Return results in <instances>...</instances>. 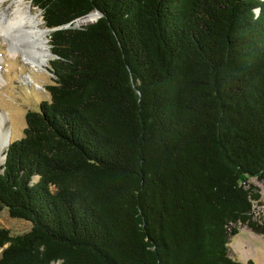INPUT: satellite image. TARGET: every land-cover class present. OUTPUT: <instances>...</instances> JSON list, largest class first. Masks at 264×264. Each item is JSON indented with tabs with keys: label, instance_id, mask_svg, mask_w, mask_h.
Segmentation results:
<instances>
[{
	"label": "trees",
	"instance_id": "trees-1",
	"mask_svg": "<svg viewBox=\"0 0 264 264\" xmlns=\"http://www.w3.org/2000/svg\"><path fill=\"white\" fill-rule=\"evenodd\" d=\"M30 2L59 28L0 164V212L31 224L0 227V264H253L228 243L264 236V0Z\"/></svg>",
	"mask_w": 264,
	"mask_h": 264
},
{
	"label": "rangeland",
	"instance_id": "rangeland-1",
	"mask_svg": "<svg viewBox=\"0 0 264 264\" xmlns=\"http://www.w3.org/2000/svg\"><path fill=\"white\" fill-rule=\"evenodd\" d=\"M17 1L19 0H4L0 10L10 9ZM21 1L30 4L33 13L41 14V11L33 6L30 0ZM76 23V26H82L88 22L81 24L76 21ZM42 26L45 27L44 21ZM0 56L2 57L0 60V112L4 114L3 126L9 134L8 143L10 144L23 136L26 113L29 110H37L40 101L49 99V93L45 87L51 83L52 75L48 69L49 62L41 67L30 68L23 63L20 57H11L8 44L2 38H0ZM53 58L54 56L51 54L50 60ZM7 146L3 149V153L7 150ZM248 181L257 186L261 194L259 201L253 204V218L263 221L264 184L256 178H250ZM30 226L28 221L10 217L6 209L0 212V227L7 228L13 234L23 233ZM237 228L238 233L229 239L230 256L241 262L252 260L253 264H264V236L251 231L246 225L240 223L237 224ZM1 250L2 248H0V253Z\"/></svg>",
	"mask_w": 264,
	"mask_h": 264
},
{
	"label": "bare ground",
	"instance_id": "bare-ground-1",
	"mask_svg": "<svg viewBox=\"0 0 264 264\" xmlns=\"http://www.w3.org/2000/svg\"><path fill=\"white\" fill-rule=\"evenodd\" d=\"M4 0H0V6ZM94 15L79 18L77 22L89 23ZM40 13H33L30 4L19 0L7 10H0V38L8 44L11 57H20L28 67H41L51 57L48 43L49 30L42 26ZM2 57L0 56V60ZM4 114L0 112V164L3 149L9 144V134L4 128Z\"/></svg>",
	"mask_w": 264,
	"mask_h": 264
},
{
	"label": "water",
	"instance_id": "water-1",
	"mask_svg": "<svg viewBox=\"0 0 264 264\" xmlns=\"http://www.w3.org/2000/svg\"><path fill=\"white\" fill-rule=\"evenodd\" d=\"M91 14H93L94 15V18H93V20L92 21H90V22H93V21H95L96 19H98V17L100 16V13L97 11V10H95V11H92V12H90V13H88L87 15H91ZM87 15H85V16H87ZM79 18H77L76 20H75V22H74V24H73V26H76V21L78 20ZM70 26V23H68V24H65L63 27H69ZM76 27H80V26H76ZM59 27H55V28H47L48 30H50V31H52V30H55V29H58ZM52 54V53H51ZM54 56V55H53ZM8 146H9V144H8ZM8 146H7V148H8ZM5 157H6V153H4L3 154V162H4V160H5ZM7 245H5L4 247H6Z\"/></svg>",
	"mask_w": 264,
	"mask_h": 264
}]
</instances>
